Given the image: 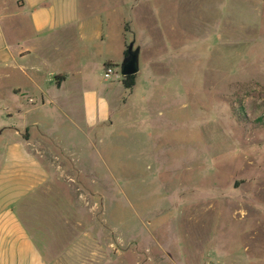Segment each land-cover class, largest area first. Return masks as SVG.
<instances>
[{
	"label": "rangeland",
	"instance_id": "rangeland-1",
	"mask_svg": "<svg viewBox=\"0 0 264 264\" xmlns=\"http://www.w3.org/2000/svg\"><path fill=\"white\" fill-rule=\"evenodd\" d=\"M142 2L132 95L26 224L47 264H264V0Z\"/></svg>",
	"mask_w": 264,
	"mask_h": 264
},
{
	"label": "crops",
	"instance_id": "crops-1",
	"mask_svg": "<svg viewBox=\"0 0 264 264\" xmlns=\"http://www.w3.org/2000/svg\"><path fill=\"white\" fill-rule=\"evenodd\" d=\"M107 2L111 11L94 14L89 0H0V81L10 79V126L0 130V264H47L24 217L33 203L41 216L63 199L56 186L75 178L59 170L74 169L76 151L93 146L96 129L136 86L135 78L126 91L103 74L108 64L120 71L143 2ZM40 232L58 230L40 223Z\"/></svg>",
	"mask_w": 264,
	"mask_h": 264
},
{
	"label": "water",
	"instance_id": "water-1",
	"mask_svg": "<svg viewBox=\"0 0 264 264\" xmlns=\"http://www.w3.org/2000/svg\"><path fill=\"white\" fill-rule=\"evenodd\" d=\"M139 49H133V44L127 47V56L124 57L120 66L121 77L134 76L139 71L138 66Z\"/></svg>",
	"mask_w": 264,
	"mask_h": 264
},
{
	"label": "trees",
	"instance_id": "trees-1",
	"mask_svg": "<svg viewBox=\"0 0 264 264\" xmlns=\"http://www.w3.org/2000/svg\"><path fill=\"white\" fill-rule=\"evenodd\" d=\"M126 56H127V48L124 52V57ZM107 66H110V65L108 64L105 67ZM121 83L126 91H130L132 87L134 86V76L122 77Z\"/></svg>",
	"mask_w": 264,
	"mask_h": 264
},
{
	"label": "built area",
	"instance_id": "built-area-1",
	"mask_svg": "<svg viewBox=\"0 0 264 264\" xmlns=\"http://www.w3.org/2000/svg\"><path fill=\"white\" fill-rule=\"evenodd\" d=\"M103 77H104V79H110L112 77L117 79L119 77V75L115 72V70L112 66H107L104 68Z\"/></svg>",
	"mask_w": 264,
	"mask_h": 264
}]
</instances>
